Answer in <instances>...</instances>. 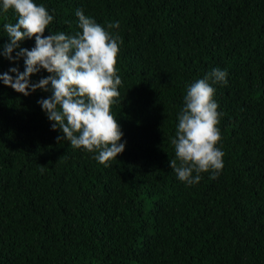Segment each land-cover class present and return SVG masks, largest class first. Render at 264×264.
<instances>
[{
  "label": "trees",
  "instance_id": "obj_1",
  "mask_svg": "<svg viewBox=\"0 0 264 264\" xmlns=\"http://www.w3.org/2000/svg\"><path fill=\"white\" fill-rule=\"evenodd\" d=\"M33 2L54 16L45 36L82 31L79 9L122 40L111 111L126 144L99 163L57 141L38 103L50 91L0 80V264H264V0ZM17 21L0 0V74L25 68L3 55L4 24ZM216 68L228 73L209 81L224 166L189 185L171 168L172 140L187 87Z\"/></svg>",
  "mask_w": 264,
  "mask_h": 264
},
{
  "label": "clouds",
  "instance_id": "obj_2",
  "mask_svg": "<svg viewBox=\"0 0 264 264\" xmlns=\"http://www.w3.org/2000/svg\"><path fill=\"white\" fill-rule=\"evenodd\" d=\"M2 7L18 15L16 23L4 24L10 39L4 45L3 55L10 61L23 57L25 68L21 72L12 67L0 74V80L24 96L38 89L50 91L51 96L38 103L53 122L52 130L62 131L57 141L67 140L73 148L98 151L95 159L106 166L108 161L116 160L126 144L121 143L123 133L111 111L120 97L118 87L122 80L116 64L122 40L79 9L76 16L82 31L75 35L57 32L45 36L54 16L43 4L37 5L33 0H2ZM107 27L118 28L119 24L110 23ZM33 37L34 48L21 47L20 42ZM16 49L19 51L14 57ZM41 69L51 75L31 82L30 78ZM227 75L226 70L216 68L187 87L176 138L172 140L180 165L177 166L176 160H171L170 165L178 179L189 185L198 183L200 173L209 170L211 178H216L224 166V153L216 147L221 139L217 127L220 114L213 99L215 89L209 81L226 84Z\"/></svg>",
  "mask_w": 264,
  "mask_h": 264
}]
</instances>
